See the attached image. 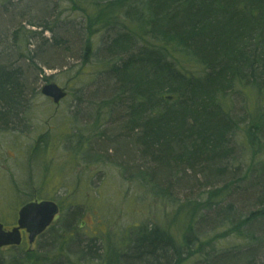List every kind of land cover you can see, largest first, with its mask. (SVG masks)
Returning <instances> with one entry per match:
<instances>
[{"label": "trees", "instance_id": "16d2710c", "mask_svg": "<svg viewBox=\"0 0 264 264\" xmlns=\"http://www.w3.org/2000/svg\"><path fill=\"white\" fill-rule=\"evenodd\" d=\"M67 2L73 14L71 20L80 18L86 33L82 47L84 62L92 53L91 35L101 26H105L104 30L119 27L107 52L110 58H115L111 67L115 85L111 100L115 106H125L127 118L123 141L118 142L131 158L124 171L136 173L135 178L154 196L164 199H170L174 177L176 185H193L190 180H194L208 189L207 197L185 198L177 209L183 213L170 218L175 222L172 225L179 224V243L166 231V226L150 221L133 224L114 248L112 264H181L186 258L182 246L190 249L192 231L212 217L213 221L218 218L221 225L235 226L236 230L238 227V232L239 227L255 225V221L264 229V0ZM38 3L43 4L44 0ZM120 11L126 21L117 18ZM137 34L141 37L139 43ZM190 64L201 69L194 72L188 68ZM21 77L0 56V127L4 130L15 129L16 115L23 108L21 99L26 87L21 84ZM242 87L254 88L260 98L252 119L234 117L231 113L234 103L228 109L225 107L224 100L230 92ZM244 123L242 147L252 151L251 160L255 161L245 168L242 160L235 157V147H240L235 136ZM239 193V201L244 204L257 201V207L249 209L246 216L237 213L236 219L233 217L236 203L227 199ZM70 205L80 217L83 210ZM77 217L61 226L64 244L85 225L83 220L76 223ZM83 234L87 239L83 237L86 240L78 239L77 243L86 247L81 249L80 256L75 255L73 264H108L104 250L88 252L94 239L86 232ZM249 234L253 235L247 232L245 242H237L201 260L204 264H253L257 255L252 253L251 246L262 244L264 235L256 239ZM64 246L54 245L56 253L51 257L39 259L36 252L25 256L34 259L31 264H65L57 261ZM72 246L68 244L66 249L76 253ZM118 249L120 254H116ZM228 249H244L246 253L241 255ZM45 250L53 253L49 248ZM261 253L264 255V250Z\"/></svg>", "mask_w": 264, "mask_h": 264}, {"label": "rangeland", "instance_id": "374dc122", "mask_svg": "<svg viewBox=\"0 0 264 264\" xmlns=\"http://www.w3.org/2000/svg\"><path fill=\"white\" fill-rule=\"evenodd\" d=\"M38 1L0 0V54L5 53L10 68L22 74L20 81L26 87L15 129L0 127V223L10 229L16 224L19 208L36 200L54 201L60 211L50 225L51 230H46L32 245L27 243L25 233L19 246L0 248V260L3 264L35 263L32 257L25 255L33 256L36 252L39 259L51 257L56 253L53 246L62 243L64 250L59 252L62 256L57 261L73 264L75 255L80 256L81 249L86 247L77 243L78 239H87L83 234L86 232L94 239L93 246L87 247L88 252L94 254L96 249H102L107 252V263L112 264L114 248L127 236L130 226L146 221L166 226V231L179 243V224L172 225L175 222L170 218L183 213L177 209L185 203V198L207 197L208 189L201 188V182L194 180H190L193 185H176L174 177L170 199H164L154 196L153 191L135 178L136 173L130 169L124 171L131 158L118 142L123 141L127 118L125 106H115L111 100L115 88L111 67L115 58H110L107 52L119 27L107 30L105 26L99 27L91 35L92 53L84 62L82 47L86 33L83 23H79L80 18L71 20L73 14L67 0H44L43 4ZM117 18L126 21L124 12H118ZM29 21L33 23L28 24ZM140 39L139 36L138 43ZM188 68L194 72L201 69L193 64ZM50 82L67 91L58 104L40 92V88ZM224 101L227 109L234 103L231 113L238 119H252L260 106V98L251 87L232 90ZM244 128L246 123L240 125L235 136L240 146L235 147V157L237 161L242 160L245 168L247 163L255 161L251 160L252 151L242 147ZM255 157L257 161L256 154ZM239 197L240 193L227 199L236 203L235 218L237 213L246 216L249 209L257 207V201L244 204ZM70 204L83 210L80 217L74 214ZM71 217L78 218L76 223L83 220L85 225L64 244L65 236L60 237V229L64 221L73 220ZM217 219H207L206 224L192 231L193 243L190 249L182 246L186 258L181 264H204L201 260L204 257L245 242L247 232L256 239L264 235L258 221L249 227H239L238 232V227L236 230L235 226L221 225ZM68 244L73 245L71 250L76 253L68 252ZM251 248L257 255L253 264H264L261 253L264 242L253 244ZM120 251L118 249L116 254ZM228 251L246 253L244 249Z\"/></svg>", "mask_w": 264, "mask_h": 264}, {"label": "water", "instance_id": "95a60500", "mask_svg": "<svg viewBox=\"0 0 264 264\" xmlns=\"http://www.w3.org/2000/svg\"><path fill=\"white\" fill-rule=\"evenodd\" d=\"M41 93L58 103L65 96L62 88L54 83L45 84ZM58 205L53 201L30 202L18 211L17 226L11 231H4L0 223V247L6 245H19L21 242V229L28 233V242L31 244L53 221L58 213Z\"/></svg>", "mask_w": 264, "mask_h": 264}, {"label": "bare ground", "instance_id": "6f19581e", "mask_svg": "<svg viewBox=\"0 0 264 264\" xmlns=\"http://www.w3.org/2000/svg\"><path fill=\"white\" fill-rule=\"evenodd\" d=\"M0 56H3L4 57V61L8 64V62H9V60H6V58H5V53L4 54H0ZM9 67H11V66H9Z\"/></svg>", "mask_w": 264, "mask_h": 264}]
</instances>
